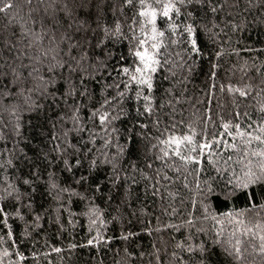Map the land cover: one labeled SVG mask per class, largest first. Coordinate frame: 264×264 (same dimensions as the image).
<instances>
[{
    "label": "snow or ice",
    "instance_id": "6c2138e0",
    "mask_svg": "<svg viewBox=\"0 0 264 264\" xmlns=\"http://www.w3.org/2000/svg\"><path fill=\"white\" fill-rule=\"evenodd\" d=\"M0 14L8 19V24L0 31V111H7L14 118L13 132L20 136L24 112L66 106L69 112H60L51 121L53 129L57 121L61 122L60 135L64 138L61 141L55 131L50 137L56 142L52 149L56 153L55 158L43 153L37 159H42L52 169L47 173L46 183L50 191L58 190V199L66 193L69 202L73 196L91 202L95 194L102 191V182L93 183L91 180L98 162L95 156L88 158L92 151L90 148L87 151L84 149L88 144H95L98 133L95 127L89 128L88 124L99 121V131L105 134L102 138L104 147H108L111 134L118 132L111 127L113 121L118 120L121 114H127L123 106L127 99L134 98L137 105L143 101V112L138 106L137 113L151 116L156 74L167 70L174 76L172 68L175 67L186 68L191 73L198 61L205 57L215 58L209 59V79L212 81L209 88L214 92L216 69L219 67L217 61L224 55L226 45L232 44L230 33L247 30L250 24L264 25V0H21L20 3L0 0ZM249 14L253 16L251 20L248 19ZM13 23L19 28L18 34L8 30ZM122 41L128 42L127 56L115 51ZM172 46L179 47L180 52H170ZM172 56L178 57L179 62L172 61ZM112 60H116V64L111 66L116 77L111 84L105 81L103 88L113 89L115 95L102 96L99 106L92 107L94 92L89 82L97 80V73L111 76L109 68ZM225 87L229 93H238L242 98L249 97L254 88L256 97L264 96V79L259 85L246 83L242 87L231 83L227 86L220 84L222 92ZM171 91L172 88L165 90L166 93ZM208 102L210 104L211 100ZM258 104L261 115L256 120L249 112L239 111V104H236L237 110L231 119L220 117L219 133L214 131L209 134L208 131V124L215 127L211 107L198 118L204 125L199 133L191 123L187 125V131L177 132L174 122L166 124L161 132V121L157 118L154 127L160 134L149 136L144 131L148 124L140 125L141 134L147 140L142 150L143 167L131 159L128 160V167L151 182L154 196L159 195L164 187L162 181L174 183L167 172L161 175V168L155 169V177L144 171V168L152 169L155 161L179 173L176 179L182 176L183 187L189 191L188 177L192 176L198 197L192 200L193 210H197L199 205L200 219L211 221L214 225L211 233L204 228H196L197 233L206 237L199 242L191 231L183 240L177 241L174 248L179 252H171L168 264H249L248 255L259 257V264H264V103L258 101ZM163 106L161 103L160 107ZM86 108L89 114L85 118L82 112ZM69 120L72 128L64 129L63 124ZM73 132L79 138L80 147L69 139ZM84 133H87V139ZM225 137L232 139L229 141ZM6 139L5 133L0 131V140ZM61 143L67 146L62 148ZM116 147L117 152L111 158L107 153L103 154V163L111 165L107 177L111 185L109 201L112 200V189L120 187L122 171L127 178V169L120 163L126 148L120 144ZM68 148L73 151L69 153ZM229 149L232 154H229ZM3 151L8 150L5 148ZM20 151L23 152V149ZM177 160L181 166H177ZM12 163L11 158L0 163V168H5L2 178L5 186L0 190V215L8 227V237H12L13 233L8 225L9 213L5 204L16 208L19 215L17 205H22L27 196L26 206L29 210L32 208L31 193L21 192L15 182H9L6 166ZM57 164L60 165L59 172L55 170ZM85 166L87 174L77 176L76 173ZM64 172L72 177L71 183L66 185L57 182L59 174ZM31 175L40 179L42 172L39 165L33 168ZM33 183L31 178L23 179L24 185L31 187ZM138 183L132 179L133 185ZM73 185L89 186L93 196L87 195L88 187L81 192ZM130 195L129 187L121 203H127ZM176 195L179 193H170V196ZM241 197L244 206L238 207L236 201ZM221 207L226 211H220ZM99 212L100 209L91 204L86 215L91 219ZM188 217L182 224L191 230L194 227V212ZM36 220H40L39 215ZM91 223L95 224L96 219H91ZM128 235L132 233L124 238L127 239ZM13 255L24 259L18 250L11 252L5 248L0 250V264H4L3 257ZM153 255L157 264H162L160 250L156 249ZM9 264H19V261L9 260Z\"/></svg>",
    "mask_w": 264,
    "mask_h": 264
},
{
    "label": "trees",
    "instance_id": "16d2710c",
    "mask_svg": "<svg viewBox=\"0 0 264 264\" xmlns=\"http://www.w3.org/2000/svg\"><path fill=\"white\" fill-rule=\"evenodd\" d=\"M20 3L21 0H14ZM243 7V4L241 5ZM27 10L26 7L24 9ZM258 14V13H256ZM253 18L252 14L248 15V19ZM112 17L109 13V21ZM8 24L5 15L0 14V31H3L4 25ZM9 31L19 33V28L14 23L9 25ZM125 31L127 26L125 25ZM232 35L231 46L225 47L224 55L217 61L219 67L217 71V79L215 81L216 88L210 90L209 85L212 81L209 79L210 63L209 59L215 60L214 57H205L198 61L193 67L191 73L186 68H172L171 72L167 70L160 71L156 74L155 90L153 101V113L151 116L147 114H138L136 109L139 106L143 112V101L137 105L132 99H127L124 103L125 114H121L118 120L113 121L111 127L118 129V132L112 133L111 144L104 147V133L99 131V121L95 124L89 123L88 127H95L97 130V139L95 144H88L87 149H91L88 158L93 156L97 158L98 168L92 175L93 183L102 182V191L96 193L94 199L82 200L73 196L69 202L67 194H62L57 198L58 190H49L46 183L49 168L42 159H37L43 153L55 158L56 153L52 152L54 141L50 139L53 131L60 136L63 141L61 122H56V128L53 129L51 121L55 120L60 112H69V109L61 105L59 109L49 110L45 107L38 112H24L22 114L21 135L16 136L13 132L14 118L7 111H0V131H3L7 137L6 140H0V163L11 158L12 165L6 166L9 182H15L21 192L31 193L32 208L26 206L29 198L26 196L22 205H17L20 212L16 214V208L5 204V210L9 213L8 225L11 226L12 237L7 236L8 227L3 223V216L0 215V250L5 248L11 252L19 251L24 259L20 260L18 256L3 257L4 264H9V260L19 261V264H157L155 259L156 249L160 250L162 264H168L171 259V252L178 251L174 248L177 241L183 240L191 231L196 237V242L206 237L197 233L196 228H204L211 233L214 231V225L211 221L200 219L201 212L199 205L197 210H193L192 200L197 198L195 195L196 187L193 177L189 176L190 188L183 187V178L176 179L180 176L174 169L165 168L160 161H155L152 169L144 168L149 176L155 177V169L161 168L164 172L174 179V183L162 181L164 185L160 189V194L154 196L152 194L151 182L142 179L139 172H132L128 167V160H136L143 167L142 150L147 143L142 133L141 124L147 123L148 128L144 131L149 136H157L160 133L154 127V121L159 118L161 121L160 131H164V126L176 123V131H187L189 123L195 127L199 133L204 127L203 123L198 119L209 107L212 109L213 124H208L209 134L221 130V119H231L232 114L237 110L236 104H239V111H247L252 115L253 120L260 117L258 112L259 103H264V96L256 97V89L254 88L250 96L247 98L239 97L238 93L232 94L227 91V87L222 92L220 84L227 86L231 83L234 86L242 87L246 83L259 85L264 79V25L250 24L247 30H242ZM111 47V44L109 45ZM236 51L233 52L232 49ZM115 51L128 55V42L122 41L116 46ZM170 52H180V48L172 46ZM118 59V56H117ZM172 61L178 63L179 58L171 57ZM116 64V60L110 61L111 76L101 75L97 73V80L89 82V87L94 92V99L91 103L92 107H98V102L102 100V96H114L115 92L111 88L104 89L105 81L111 84L116 72L111 66ZM171 67V65H169ZM257 68L260 69L257 72ZM168 76V79L164 77ZM187 77V79H185ZM180 81V83H177ZM172 88L171 93L165 90ZM103 89V92H102ZM209 99L211 103L209 104ZM235 99V104L233 103ZM171 101V103H169ZM22 103V101H21ZM71 103V101H69ZM163 103V107L160 105ZM70 114V113H69ZM88 109H84L82 116H88ZM115 114V109H113ZM183 121V124L179 122ZM7 125V127H4ZM64 129L72 128L71 121L63 124ZM87 139V133H84ZM131 137V139H129ZM69 139L72 144L78 147V137L73 132L70 133ZM231 141V137H225ZM17 141L18 143H14ZM155 142V141H153ZM117 144L124 145L126 153L120 163L127 169V178L121 172V183L119 189H112V200H108L109 188L111 185L107 182V177L111 171V165L104 164V153L111 158L112 154L117 152ZM67 145L61 143V147ZM7 148V152L3 150ZM23 149V152L20 151ZM72 148H68L71 153ZM229 154L232 150L229 149ZM177 166H181L177 160ZM39 165L42 172L40 179H36L31 175L33 168ZM207 167V161H205ZM60 165L55 166V170L59 172ZM80 174H87L85 169L78 171ZM5 168H0V190L3 189V177ZM31 178L34 183L31 187L23 184V179ZM132 179L139 183L132 184ZM72 177L69 173H60L57 182L66 185L71 183ZM147 187V191L146 189ZM76 187L78 191L83 192L84 187H88V196H93L91 188L87 185L84 187ZM131 189V195L127 197V203H121L125 199V193ZM35 189V191H33ZM179 193L175 197L170 193ZM215 203V202H214ZM91 204H95L100 212L98 216L92 217L96 219V223L92 224L89 215H86ZM238 207L244 206L243 197L236 201ZM119 205V211H117ZM176 209L173 212V209ZM220 211H226L221 207ZM194 212V227L189 230L182 221L188 219V214ZM40 216V220H36V216ZM21 216L23 217L21 219ZM175 226V227H173ZM177 228L179 230H177ZM99 233V234H98ZM128 233L127 239L124 238ZM227 238V232L225 233ZM93 243L89 244L88 241ZM13 241L15 243L13 244ZM59 249V251H56ZM251 248H248V253ZM143 253V255H141ZM183 254V253H181ZM247 255V253H246ZM249 264H259V257L248 255Z\"/></svg>",
    "mask_w": 264,
    "mask_h": 264
}]
</instances>
